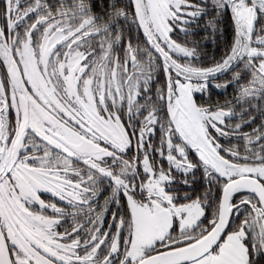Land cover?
I'll use <instances>...</instances> for the list:
<instances>
[{
    "label": "snow or ice",
    "instance_id": "1",
    "mask_svg": "<svg viewBox=\"0 0 264 264\" xmlns=\"http://www.w3.org/2000/svg\"><path fill=\"white\" fill-rule=\"evenodd\" d=\"M0 264H264V0H0Z\"/></svg>",
    "mask_w": 264,
    "mask_h": 264
},
{
    "label": "flooded vegetation",
    "instance_id": "2",
    "mask_svg": "<svg viewBox=\"0 0 264 264\" xmlns=\"http://www.w3.org/2000/svg\"><path fill=\"white\" fill-rule=\"evenodd\" d=\"M208 47L211 48V45L209 44Z\"/></svg>",
    "mask_w": 264,
    "mask_h": 264
}]
</instances>
